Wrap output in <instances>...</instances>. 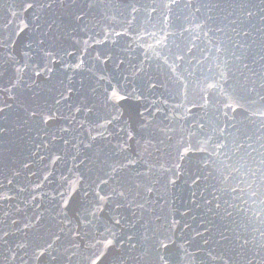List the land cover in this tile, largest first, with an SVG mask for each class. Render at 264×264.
I'll use <instances>...</instances> for the list:
<instances>
[{"label":"water","instance_id":"obj_1","mask_svg":"<svg viewBox=\"0 0 264 264\" xmlns=\"http://www.w3.org/2000/svg\"><path fill=\"white\" fill-rule=\"evenodd\" d=\"M186 2L0 0V264H264V0Z\"/></svg>","mask_w":264,"mask_h":264},{"label":"snow or ice","instance_id":"obj_2","mask_svg":"<svg viewBox=\"0 0 264 264\" xmlns=\"http://www.w3.org/2000/svg\"><path fill=\"white\" fill-rule=\"evenodd\" d=\"M181 2H184V3H185V6H187V2H186V0H152V4H153L152 11H153V12H157V11H158L157 5L159 4V5H161V6L165 7V8H167V9H169V11L171 12L173 9L177 8ZM33 6H34V5H33L32 3L27 4V7H28V8H32ZM48 7H51V5L49 4ZM139 12H140V7H136V6H133V7H132V13H139ZM247 14H248L249 16L253 15V13L250 12V11H249ZM132 19H133V20H137L138 18H137V16H133ZM164 22H165V21H164V18H163V23H164ZM142 23H143V24H152L153 27L156 26L155 23L153 22V17H151V16L146 17V18L144 19V21H142ZM25 27H27V25H25ZM20 30L23 31L24 29H20ZM145 30H147V29H145ZM162 31H163V29H162ZM153 35H154V34H153ZM165 39H167V36H165ZM158 42H159V43H162V41H158ZM77 67H79V65H77ZM38 74H39V73H37V75H38ZM209 87L214 88V87H216V85H209ZM112 97H113V98H117V97H118L120 100H123V99H126V98H127L126 96H121V95H119V93L116 92V91H113V92H112ZM78 110H79V109H78ZM0 111H3V109H0ZM32 115L35 116L36 113L33 112ZM261 115H264V112H262ZM48 119H51V117H49ZM108 122L110 123L111 121L109 120ZM99 126H100V127H103L104 125H99ZM115 171H117V169L113 168V172H115ZM104 183H107V181H104ZM173 183H174V181H173ZM233 190L235 191V189H233ZM118 195H120V196L123 197L125 194H124L123 191H120V192L118 193ZM105 198H106V197H104V196H99V200H100V201L105 200ZM215 199L219 200V197H215ZM64 205H65V207H67V202H66V201L64 202ZM216 207L219 208V207H220V204L217 203V204H216ZM93 215H95V213H93ZM36 219H37V221H39L40 218L37 217ZM117 223H119V221H117ZM26 226H27V225H26ZM4 235L7 236L8 234H7V233H4ZM57 239H59V237H57ZM246 242H247V241H245V243H246ZM108 243L111 244L112 241L109 240ZM48 246L51 247V244H49ZM160 246H161V247H165V248L167 247V245H164V244H163V241L160 242ZM21 247H23V245H21ZM41 255H43V253H41ZM99 257H100V254H99L98 252H97V253H94L93 256L89 257V264H98V259H99ZM157 260H158V262H159V261H164V257L158 254V256H157Z\"/></svg>","mask_w":264,"mask_h":264}]
</instances>
